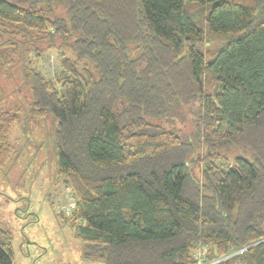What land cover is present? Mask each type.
<instances>
[{"label": "trees", "instance_id": "16d2710c", "mask_svg": "<svg viewBox=\"0 0 264 264\" xmlns=\"http://www.w3.org/2000/svg\"><path fill=\"white\" fill-rule=\"evenodd\" d=\"M5 26L32 41L72 39L77 59L95 66L65 57L58 83L34 67L24 75L30 115L57 121L58 172L75 199L67 221L85 258L197 264L194 251L207 247L206 263L264 264V0H0ZM197 101L207 143L250 152L203 169V185L193 145L163 124ZM16 121L0 109V169ZM14 259L0 226V264Z\"/></svg>", "mask_w": 264, "mask_h": 264}, {"label": "rangeland", "instance_id": "374dc122", "mask_svg": "<svg viewBox=\"0 0 264 264\" xmlns=\"http://www.w3.org/2000/svg\"><path fill=\"white\" fill-rule=\"evenodd\" d=\"M188 8L202 11L197 4L190 3ZM55 14L66 17L61 5H56ZM0 31V109L17 115L9 134L10 156L0 169V226L12 233L14 264H105L99 259L86 260L87 247L77 238L78 227L67 221L75 199L65 176L58 172L57 121L51 114L39 120L30 115L33 97L24 81L25 73L34 67L58 83L66 74L65 57L80 70L87 68L96 74L95 66L88 59H77L70 49L72 39L35 35L32 41L13 27ZM200 111L198 101L182 106L163 124L193 145L189 165L203 185V169H228L237 157H250V152L242 145L207 143Z\"/></svg>", "mask_w": 264, "mask_h": 264}, {"label": "built area", "instance_id": "2783aa9c", "mask_svg": "<svg viewBox=\"0 0 264 264\" xmlns=\"http://www.w3.org/2000/svg\"><path fill=\"white\" fill-rule=\"evenodd\" d=\"M249 248V246L243 247L241 249H239L238 251L232 252L230 253L227 257L223 258L222 260L226 259V258H230L234 255H237L239 253H243L244 251H246ZM208 248L207 247H199L194 251V257L197 259V264H216L219 261H214V262H210V263H206L204 262V257L205 255L208 253ZM220 260V261H222Z\"/></svg>", "mask_w": 264, "mask_h": 264}, {"label": "crops", "instance_id": "0c3cea01", "mask_svg": "<svg viewBox=\"0 0 264 264\" xmlns=\"http://www.w3.org/2000/svg\"><path fill=\"white\" fill-rule=\"evenodd\" d=\"M86 260L88 261V260H92V259H87V258H86Z\"/></svg>", "mask_w": 264, "mask_h": 264}]
</instances>
